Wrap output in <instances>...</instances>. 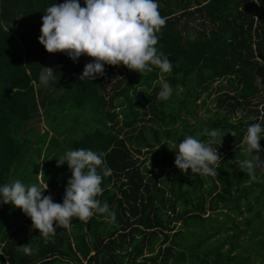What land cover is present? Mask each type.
Instances as JSON below:
<instances>
[{
  "label": "trees",
  "instance_id": "obj_1",
  "mask_svg": "<svg viewBox=\"0 0 264 264\" xmlns=\"http://www.w3.org/2000/svg\"><path fill=\"white\" fill-rule=\"evenodd\" d=\"M172 1L158 0L166 25L156 45L171 62L170 73L155 66L139 74L123 65H104L103 76L81 81L93 58L82 55L73 62L65 53L46 52L38 42L45 10L64 0H0V186L23 150L19 130L39 108L47 105L46 125L58 135L66 132L51 124L76 110L75 118L87 114L88 131L68 147L104 153L112 171L97 199L115 213L114 223L94 213L86 224L74 218L69 228L58 226L51 240L37 229L35 238L30 234L23 240L18 236L25 231L19 221L23 214L10 219L8 204L0 201V264H256L238 240L250 231L261 234L255 250L264 247V169L258 168L249 184L239 164L250 158L241 145L248 126L256 123L253 104H263L264 111V0ZM195 19L198 29L192 35L188 24ZM48 56L56 80L44 86L39 77ZM159 78L173 88L166 101L157 98ZM55 89L61 92L54 98ZM212 91L217 92L214 119L189 124L191 103ZM213 128L224 134L221 145L214 144L222 157L218 176L173 171L178 144L196 131L195 138L206 142L204 132ZM47 133L41 134L43 146L49 137L45 153L53 139L58 143ZM168 142L173 149H167ZM68 175L56 174L42 195L62 203ZM25 222L32 223L29 217ZM25 244L35 254L17 251ZM257 255L259 264L263 256Z\"/></svg>",
  "mask_w": 264,
  "mask_h": 264
},
{
  "label": "clouds",
  "instance_id": "obj_2",
  "mask_svg": "<svg viewBox=\"0 0 264 264\" xmlns=\"http://www.w3.org/2000/svg\"><path fill=\"white\" fill-rule=\"evenodd\" d=\"M84 5L81 7L79 0H64L47 7L38 38L48 53H65L73 62L82 55L93 58L92 62L85 64L79 77L81 81L103 76L104 65H123L139 74L151 72V66L162 73L172 71L168 57L156 47L160 39L157 34L166 25V18L159 12L158 0H84ZM43 68L45 72L39 80L48 86L56 80V71ZM172 93L171 85L161 80L157 98L166 101ZM242 115L237 113V116ZM206 133L209 137L206 142L186 136L178 144L174 164L182 173L190 169L192 173L218 176L217 168L222 157L218 148L212 145L220 146L224 134L215 128L206 130ZM262 133L261 123L251 124L241 145L242 151L250 158L242 160L239 168L249 177V184L256 180V170L264 169V161L259 155ZM254 151L256 155H252ZM56 161L58 167L66 162L71 170L62 203L53 202L51 195H42L48 188L44 179L30 185L20 179L6 183L0 186V201L19 208L46 241L55 236L58 226L69 228L73 218L86 224L94 213H99L106 214V219L114 223L115 213L110 211L108 203L101 204L97 199L103 192V178L112 171L107 167L104 153L79 148L68 150ZM38 174L44 178L42 168ZM17 251L33 255L37 250L25 244L17 246Z\"/></svg>",
  "mask_w": 264,
  "mask_h": 264
},
{
  "label": "rangeland",
  "instance_id": "obj_3",
  "mask_svg": "<svg viewBox=\"0 0 264 264\" xmlns=\"http://www.w3.org/2000/svg\"><path fill=\"white\" fill-rule=\"evenodd\" d=\"M173 3V1L171 0ZM199 20L195 19L191 21L188 26L189 29L192 30V35H195V30L198 29V23ZM52 63L53 60L51 56H48L45 60L44 67L52 68ZM45 72V69L43 68L40 72V76ZM161 78H159V81ZM215 84H212L211 87H214ZM106 90L108 89V86H105ZM179 91V88H178ZM60 89H55L54 90V98L59 95ZM216 97H217V92H211L208 96H206L205 93H202L199 98L191 103L192 105V114L193 118H187L188 123L192 124L196 119H201L203 121H207L208 118H213V113L216 109ZM178 98H180L178 96ZM201 102H204V106L200 107ZM258 102L257 101H254ZM256 105L255 108V118H256V123H261L264 124V111L262 109L263 104H253ZM47 108V105L42 108L40 107L37 115H35L28 123L25 124L24 128H21L19 130V134L22 137L20 140L23 141L24 147L20 155L14 160L13 164L10 167V171L7 175V181L6 183H11L12 181L16 179H20L25 185H30L32 183H37L34 182V178H36V174L40 172L41 168L44 173V179L45 182H50L49 180H52L53 177H56V174H60V171H63L66 173L69 171V175L71 176V170L68 168L67 163L65 162L64 164L60 165L59 167L57 166V161L56 159H59L60 156L64 155L69 149L68 144L72 142L73 140H78L79 138L82 137L84 133L88 131L86 125L88 123V118L86 113H80L79 118H75V113L77 116L76 110L73 111L71 114L68 113L67 116L64 118H61L60 121V116L51 124L52 128H55L56 124L58 125V128L60 131H64L66 133H60L54 134V131H49L48 127L46 125V120L44 118L45 115V109ZM47 110V109H46ZM66 113V112H65ZM64 114V113H63ZM65 115V114H64ZM63 116V115H62ZM183 117V115H181ZM237 116V115H236ZM214 119V118H213ZM232 120V119H231ZM71 121V122H70ZM149 125V123H148ZM218 130V129H217ZM45 131H48L47 136H54V138L58 141V143L53 139L51 141L50 147L48 148V151L45 153L44 152V147L47 144V141L49 140V137L46 139V144L43 146L42 143L45 139V137L41 134H43ZM69 131V134H68ZM29 133L28 135H25V133ZM206 133V132H204ZM198 132H195V137L198 136ZM232 133H230L231 135ZM223 135V134H221ZM245 136V134H244ZM243 136V138H244ZM223 137V136H222ZM208 139H206L207 141ZM243 140V139H242ZM174 143L173 142H168L167 149H173ZM212 147L215 148L214 145ZM155 148V147H154ZM144 151V149L142 150ZM149 156V154L147 155ZM143 156H140L138 158V161L140 162L142 160ZM40 160V162L38 161ZM235 159H232L231 162H234ZM40 163V167L34 166V163L37 166V163ZM44 164V166H43ZM148 163L146 162L145 165ZM43 167H42V166ZM64 167V168H63ZM66 167V168H65ZM63 168V169H62ZM50 169V170H49ZM170 169V168H169ZM167 169V170H169ZM49 170V171H48ZM38 171V172H37ZM175 172H180V170L175 167L173 169ZM262 171V169H261ZM39 177H41L39 175ZM39 179V181H41ZM48 184V183H47ZM264 184V183H263ZM50 192V190H49ZM7 213H9L10 219H13L14 215H20L24 214L19 208H15L12 204H8L7 207ZM244 216H247V214H244ZM239 220V218H237ZM251 232L248 231L246 234L241 235L240 239L238 240L240 247L247 248L245 255H248L251 257L252 260H256V264L259 262V256L257 253L260 255L262 254L263 259L262 263L260 262L259 264H264V247L261 249L255 250V242L256 240L261 239V234L253 235ZM211 241V240H210ZM254 244V247H251L249 249L248 244ZM248 245V246H247ZM157 246L155 247V249ZM155 251V250H154ZM238 251V250H237ZM236 251V252H237ZM145 253V251H144Z\"/></svg>",
  "mask_w": 264,
  "mask_h": 264
},
{
  "label": "crops",
  "instance_id": "obj_4",
  "mask_svg": "<svg viewBox=\"0 0 264 264\" xmlns=\"http://www.w3.org/2000/svg\"><path fill=\"white\" fill-rule=\"evenodd\" d=\"M39 162H40V160H38ZM38 162V167H40V163ZM39 179H40V177H39V174L37 173L36 174V178H35V180H36V182L37 183H39L40 181H39ZM26 218H27V216L25 215V214H23V216L21 217V219L19 220V221H21L23 224L25 223V225H24V230L26 231H23V233L22 234H20V233H18V236H20V237H23V240H25V235H30V234H32L33 235V238H35V236H36V232H35V229L32 227V223H28V222H25L26 221ZM74 221V218H73V220H72V222ZM72 222H71V225L70 226H72ZM84 228V227H83ZM8 235H10V232H8L7 233V237H8ZM38 235L40 236V233L38 232ZM0 246H2V245H0Z\"/></svg>",
  "mask_w": 264,
  "mask_h": 264
}]
</instances>
